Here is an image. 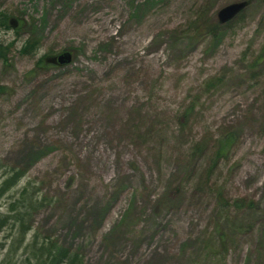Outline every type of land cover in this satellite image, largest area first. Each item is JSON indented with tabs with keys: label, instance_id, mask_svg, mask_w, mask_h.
Segmentation results:
<instances>
[{
	"label": "rangeland",
	"instance_id": "rangeland-1",
	"mask_svg": "<svg viewBox=\"0 0 264 264\" xmlns=\"http://www.w3.org/2000/svg\"><path fill=\"white\" fill-rule=\"evenodd\" d=\"M241 1L0 0V264H264V0L216 16Z\"/></svg>",
	"mask_w": 264,
	"mask_h": 264
},
{
	"label": "trees",
	"instance_id": "trees-1",
	"mask_svg": "<svg viewBox=\"0 0 264 264\" xmlns=\"http://www.w3.org/2000/svg\"><path fill=\"white\" fill-rule=\"evenodd\" d=\"M247 1H249V3L251 2V0H247ZM9 17L10 16L7 15V13H4V12L0 13V28H5V29L9 28V26H8ZM227 24H229V23H227ZM22 27H23V24L21 23L20 27L17 30H15V31L18 32L19 30L22 29ZM28 41L25 42L22 45V47H21V51L22 52H25V50L28 49L27 48L29 46V42ZM9 53L10 52H9V49H8L7 46L0 45V62L2 64L6 65L8 63V61H9V57H8ZM261 61H262V56L260 55L254 61L255 65L259 64ZM38 67H45V65H44V63L42 61H39L38 62ZM6 91H7L6 87L0 85V95L4 94ZM194 109H195V105L191 104L186 109L185 114H183V117H186L187 114L192 113L194 111ZM234 144H235V137H234L233 134H229V135L225 136L224 138L220 139L218 141V145H217V147L215 149V152H214L215 162L217 163L220 159L227 158L229 153L231 152ZM16 177L17 176L13 173L6 180V182L7 181H12ZM21 198H22V200L25 199V200H29L30 201L29 196H28V194H26L25 189H24V192L21 193ZM11 212H14L15 219L17 221H20V222H23V219L25 218V215H27V212H23V213L18 212V209H12ZM18 228L20 229L19 231H22L21 234H26V232L28 230L23 225H20ZM33 243L35 244L34 240H33ZM32 249H34V248H32ZM34 253H39V256L41 257L40 260H39V264H80V262H78L77 256L70 255L68 249L62 248V247L58 248L52 242L48 243L47 245H43L40 249L35 250Z\"/></svg>",
	"mask_w": 264,
	"mask_h": 264
},
{
	"label": "water",
	"instance_id": "water-1",
	"mask_svg": "<svg viewBox=\"0 0 264 264\" xmlns=\"http://www.w3.org/2000/svg\"><path fill=\"white\" fill-rule=\"evenodd\" d=\"M248 6V2L241 1L231 3L218 10L216 16L218 23L224 25L234 18H236L241 12H243ZM8 24L11 28L16 29L19 25L18 20L10 18ZM72 60V54L70 52H61L54 56H48L44 58V63L47 65L54 66H65L68 65Z\"/></svg>",
	"mask_w": 264,
	"mask_h": 264
},
{
	"label": "bare ground",
	"instance_id": "bare-ground-1",
	"mask_svg": "<svg viewBox=\"0 0 264 264\" xmlns=\"http://www.w3.org/2000/svg\"><path fill=\"white\" fill-rule=\"evenodd\" d=\"M23 221H24V220H23ZM17 230H18V232L21 234L22 231H19V230H20L19 228H18Z\"/></svg>",
	"mask_w": 264,
	"mask_h": 264
}]
</instances>
